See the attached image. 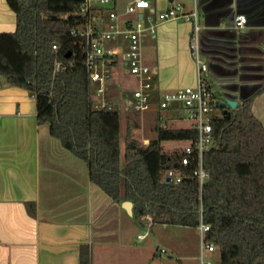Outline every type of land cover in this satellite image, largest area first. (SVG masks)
I'll use <instances>...</instances> for the list:
<instances>
[{"label": "crops", "instance_id": "crops-1", "mask_svg": "<svg viewBox=\"0 0 264 264\" xmlns=\"http://www.w3.org/2000/svg\"><path fill=\"white\" fill-rule=\"evenodd\" d=\"M131 1L114 2L123 25ZM149 1L154 11L182 1L189 12L195 4V0ZM196 3L201 53L219 100L221 90L239 104L253 99V112L264 123V0ZM239 14L248 17L241 28L236 27ZM104 15L107 19V11ZM16 28V13L7 0H0V33ZM193 30L192 21L170 19L159 22L156 33L147 38L144 55L155 73L151 105H157L144 115L130 109L138 81L128 72V42L116 43L119 54L112 64L107 96L115 108H122L127 124L137 123L135 132L145 130L140 138L145 144L156 137L159 122L173 128L190 125L185 109L173 117L158 111V94L196 85ZM152 110V116L147 114ZM37 114L36 97L0 77V264H81L86 246L92 264H201L197 226L154 223L148 228L144 218L138 221L123 202H115L91 181L87 163L65 148L48 124H40Z\"/></svg>", "mask_w": 264, "mask_h": 264}, {"label": "trees", "instance_id": "trees-1", "mask_svg": "<svg viewBox=\"0 0 264 264\" xmlns=\"http://www.w3.org/2000/svg\"><path fill=\"white\" fill-rule=\"evenodd\" d=\"M83 1L7 0L17 28L0 33V77L36 97L38 122L87 163L91 181L115 202L131 200L138 221L151 215L154 223L196 227L203 219L221 264H264V123L253 99L213 119L215 144L204 157L210 176L202 189L190 176L195 162L183 165L180 149L168 152L162 145L195 140L190 125L159 122L156 137L145 144L129 121L122 154L120 112L95 107L84 52L72 35L85 21L76 13ZM56 61L65 69L55 73ZM170 168L184 179L167 181ZM81 264H92L88 246Z\"/></svg>", "mask_w": 264, "mask_h": 264}, {"label": "built area", "instance_id": "built-area-1", "mask_svg": "<svg viewBox=\"0 0 264 264\" xmlns=\"http://www.w3.org/2000/svg\"><path fill=\"white\" fill-rule=\"evenodd\" d=\"M114 2L115 0H84L76 13L84 16L85 21L72 30V35L80 41L84 52L85 66L93 88L94 105L98 109L115 108L107 95L112 79V64L119 54L116 43L120 39L128 42L125 52L129 62L128 72L138 81V87L133 91V108L135 111L143 112L150 108L152 98L156 95L154 69L144 55L147 38L154 35L158 23L165 20L182 19L192 21L194 24L191 51L196 64L197 83L174 91L161 90L158 98L162 109L170 108L176 102H182L190 126L197 130L196 139L187 142L181 150V162L186 166L195 162L196 166L190 176L197 179L202 189L210 176L204 165V157L215 144L212 121L217 116L213 114V109L217 107L219 97L209 76L208 61L201 53L202 25L196 0L193 9L189 12L185 11L182 1L172 4L167 9L154 11L149 0H133L123 13L128 16L125 25L122 24L121 14L113 8ZM105 11H107V19L104 15ZM247 21L248 17L245 14L237 15L236 27H244ZM53 48L58 49L59 46L54 44ZM64 69V63L56 61L54 72ZM165 177L169 182L179 183L185 176L178 170L170 168ZM143 218L147 227L151 228L154 224L153 217L146 215ZM197 227L201 240V264H214L212 260L205 258V251L216 250L215 244L206 238L210 224L201 219Z\"/></svg>", "mask_w": 264, "mask_h": 264}, {"label": "rangeland", "instance_id": "rangeland-1", "mask_svg": "<svg viewBox=\"0 0 264 264\" xmlns=\"http://www.w3.org/2000/svg\"><path fill=\"white\" fill-rule=\"evenodd\" d=\"M219 98H221V97L219 96ZM156 103L157 102H153L151 105V108L156 107V105H157ZM158 107H159V105H158ZM171 107L174 110H171ZM171 107H170V111H167L166 109H162L160 107L158 108V111H163L166 114L171 115L172 117L184 114V111H183L184 106H183L182 102H176ZM130 109H131V111H134L133 106H130ZM117 110L121 114V147H122V154H124V145H125V135L127 132V123H126L125 113L123 112L122 108L118 107ZM152 113H154V110H152L151 112H148L147 114H150L152 116ZM144 114H146V112H143L142 115H144ZM213 114L217 117L222 116L223 115V108L218 107V106L215 107L213 109ZM132 117H131V119H134V120L136 119V118H134V117L132 118ZM150 120H152V117L148 118V121H150ZM167 120L170 121V119H167ZM186 124H188V122L184 121L183 125H186ZM144 133H146V132H145V130H142V129L136 130V132H135L136 136L139 138H141L142 134H144ZM147 134H150V136H155L154 131H148ZM162 145L166 151L172 152L175 149L182 150L187 145V142L183 141V140H166V141L162 142ZM197 236H198V240H199L200 247H201V240H200L198 233H197ZM205 258L207 260L212 259L214 264H221V255H220V251H218V250H216L215 252L205 251Z\"/></svg>", "mask_w": 264, "mask_h": 264}, {"label": "water", "instance_id": "water-1", "mask_svg": "<svg viewBox=\"0 0 264 264\" xmlns=\"http://www.w3.org/2000/svg\"><path fill=\"white\" fill-rule=\"evenodd\" d=\"M220 87V85H218ZM221 94L223 96V100L222 101H217L216 105L218 107H221L223 108V115L227 114L230 112V108L231 109H235L237 108L238 106V99L236 97H234L233 95H230L229 93L225 92V91H222L221 90ZM243 101H246L245 100H242ZM169 179H167L168 181ZM123 207L128 211L129 214H133V207H134V204L131 200H125L123 201L122 203Z\"/></svg>", "mask_w": 264, "mask_h": 264}]
</instances>
